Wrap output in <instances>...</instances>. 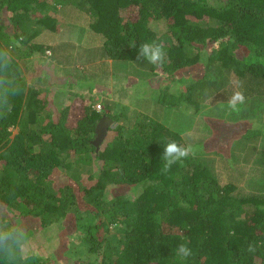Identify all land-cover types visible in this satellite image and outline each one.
<instances>
[{
	"label": "trees",
	"instance_id": "trees-1",
	"mask_svg": "<svg viewBox=\"0 0 264 264\" xmlns=\"http://www.w3.org/2000/svg\"><path fill=\"white\" fill-rule=\"evenodd\" d=\"M60 16L81 20L84 33L55 39ZM146 43L163 46L162 64L137 60ZM47 51L64 71L52 83L32 75ZM76 53L78 83L64 74L65 57ZM96 61L98 79L86 67ZM108 73L131 77L115 90L128 103L110 100ZM236 92L244 103L233 109ZM166 105L200 115L216 149L204 134L196 140L166 125ZM104 115L117 124L96 150ZM262 116L264 0H0V234L8 237L0 239V264H49L25 255L24 244L51 227L75 228L76 243L65 250L71 264H264V155L253 191L232 180L244 174L239 153L264 135ZM207 117L244 123L222 138ZM172 141L193 153L164 172ZM180 244L191 250L187 258Z\"/></svg>",
	"mask_w": 264,
	"mask_h": 264
},
{
	"label": "rangeland",
	"instance_id": "rangeland-1",
	"mask_svg": "<svg viewBox=\"0 0 264 264\" xmlns=\"http://www.w3.org/2000/svg\"><path fill=\"white\" fill-rule=\"evenodd\" d=\"M55 15V13H54ZM67 23H76L75 22H70L69 20H66L64 18H62L61 16L59 18L56 19V24L59 25L60 27V31L59 33L56 35L55 39L57 40H66L67 38H71L74 34H79L82 35L84 33V29L86 26H83L85 23H80L78 24H67ZM67 24V25H66ZM158 26L160 28H164L162 23L158 24ZM84 28V29H83ZM73 45L74 44H78L81 45L83 44L82 42L79 44V40L77 38H75L74 40H72ZM46 56L43 57L45 58V62H40L39 64H41L43 67L42 69H37V71L35 72L34 67L32 69V75H40L42 78V80L45 82V80H48L49 83H52V79L55 76H59V78H61L62 73L64 72L63 70H60L61 68H57L55 65L48 63L49 62V52L47 51ZM76 56H78V54L76 53V55L74 56H67L65 57L66 61H67V67L69 69H67V72L64 74H71L75 77V80H77L78 83V77L79 75H77L78 73V69H80L82 67V65L79 64V61L76 62L75 58ZM66 66V65H65ZM86 67L89 68L88 70V75L91 74V78L94 79H98L101 71L103 70V65L101 64V62L96 61L95 64H91V65H86ZM65 70V69H64ZM25 71V70H24ZM62 71V72H61ZM111 71V69H110ZM76 74H75V73ZM110 73H108V77H106L105 82H106V87L107 90L110 94V96H108L110 98V100H118L119 102L122 103H128L130 98H128L125 95H118V93L115 91L116 89H120V88H126L127 87V83H130L131 81H133L131 79V77L129 79H127L126 81H120L115 79L114 76L112 77L109 76ZM82 78V76H80ZM83 79V78H82ZM184 82V80L182 81ZM71 86L75 87V83L69 84L67 85V90H72ZM78 92V91H77ZM79 92H86L85 90L81 89L79 90ZM75 101H73V105L74 108L78 107L80 105L79 100L76 98L74 99ZM139 101L141 102L142 100L139 99ZM139 102V103H140ZM98 104V105H97ZM96 106L98 107L99 111L103 109V105L101 103H99V101L95 102L94 107L96 108ZM134 107V106H132ZM135 109H138L139 107H134ZM204 111V109H201V113ZM187 112V113H186ZM191 110L190 111H185L184 108H180V110L178 109H174V108H168V105H166L164 107V110L162 112H160L161 114V120L166 124V125H176L179 128H181V132L180 135L183 136V134L186 133H190L191 137H193V139H198L201 136H203V134L205 135L204 139L210 143V145L216 149V147L218 146L217 143L220 142H215L213 141L212 137L215 138L212 135V131L211 134H206L204 132H207V123H202L199 119L198 114L196 115H192V118L190 117L191 115ZM263 117V116H262ZM225 119L222 120H214L212 118H205V120L209 123H212L215 127H217L218 129V134H221L222 138L225 137V135H230L232 133H234L235 131L239 130L242 126L244 122H240L238 121L237 125H235V127L233 125H231L230 121H228V119L226 117H222ZM264 118V117H263ZM191 119V120H190ZM202 123V125L199 128H204V131L200 130L199 128L196 129V126L199 125V123ZM117 124V122H112L110 123V125L113 127H115ZM193 124H196L194 128H191V126ZM174 127V126H173ZM16 131V129H14V132ZM185 132V133H184ZM112 136V132L108 131L107 136L105 137V139L103 140V142L106 140H110ZM212 136V137H211ZM185 139V138H184ZM228 143V142H227ZM253 146V148H252ZM248 148L243 149L239 155L238 158L236 159L241 165H243V175L241 177V179L237 180V178L235 177V173L234 175H232V180L233 182L237 185L238 190L241 192H251L254 190V187L257 185V181L256 178L259 177L258 176V172H255V170L258 171V169L260 168L259 166L261 165V163H259V160L262 158V156L264 155V135H261L257 138V141L255 143H253L250 147L247 145ZM226 153V152H225ZM228 155V154H227ZM205 156L209 159H212L211 165L214 168L215 174H218V177L220 178L221 183L227 182V170L224 166H222L218 160L219 157L216 153H211L209 152L208 154L206 153ZM59 173L58 170H55V175H57ZM71 173H73V170L68 171L67 174L65 176L69 177V175H72ZM68 179V178H67ZM253 189V190H252ZM83 206V205H82ZM16 219V218H15ZM23 225V228H32L29 227L33 226V223H29V222H24L21 223V227ZM34 229V228H33ZM76 231L75 228H65V230L60 229L59 227H54V228H50V230H44L42 233H39L35 236V238H29L28 240H26L25 244H24V253L25 255L34 253L37 254L39 256L45 257V258H49V264H71L70 261L68 260L66 254H65V250L67 249L68 246H71V244H68V241L70 243H76L77 240V236H76Z\"/></svg>",
	"mask_w": 264,
	"mask_h": 264
},
{
	"label": "clouds",
	"instance_id": "clouds-1",
	"mask_svg": "<svg viewBox=\"0 0 264 264\" xmlns=\"http://www.w3.org/2000/svg\"><path fill=\"white\" fill-rule=\"evenodd\" d=\"M163 46L159 44H143L137 54V60L147 59L152 64L160 65L164 58ZM237 103H244V95L241 92H236L229 101L230 106L235 109ZM193 153L191 146H180L175 141L169 142L164 148L163 159L165 160L163 171L167 172L170 170L173 164L182 161ZM23 234V233H21ZM7 236L0 234V239H7ZM18 242V241H17ZM253 251V248H249ZM178 255L181 258H187L191 255V250L186 244H180L178 246Z\"/></svg>",
	"mask_w": 264,
	"mask_h": 264
},
{
	"label": "water",
	"instance_id": "water-1",
	"mask_svg": "<svg viewBox=\"0 0 264 264\" xmlns=\"http://www.w3.org/2000/svg\"><path fill=\"white\" fill-rule=\"evenodd\" d=\"M112 122L113 120L105 115L102 116L97 122L95 126V137L93 139V144L95 145L96 150L107 136L109 129L112 128V126L110 125V123Z\"/></svg>",
	"mask_w": 264,
	"mask_h": 264
},
{
	"label": "built area",
	"instance_id": "built-area-1",
	"mask_svg": "<svg viewBox=\"0 0 264 264\" xmlns=\"http://www.w3.org/2000/svg\"><path fill=\"white\" fill-rule=\"evenodd\" d=\"M97 105H98V104H97ZM96 109L99 110L97 106H96Z\"/></svg>",
	"mask_w": 264,
	"mask_h": 264
}]
</instances>
